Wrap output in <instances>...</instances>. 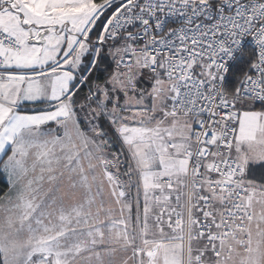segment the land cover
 <instances>
[{"label":"snow or ice","instance_id":"obj_1","mask_svg":"<svg viewBox=\"0 0 264 264\" xmlns=\"http://www.w3.org/2000/svg\"><path fill=\"white\" fill-rule=\"evenodd\" d=\"M0 264H264V0H0Z\"/></svg>","mask_w":264,"mask_h":264}]
</instances>
